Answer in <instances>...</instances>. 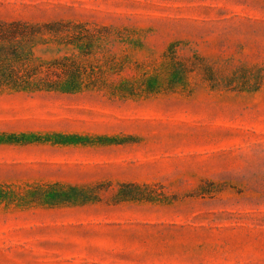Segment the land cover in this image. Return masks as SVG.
Wrapping results in <instances>:
<instances>
[{
  "label": "rangeland",
  "instance_id": "obj_1",
  "mask_svg": "<svg viewBox=\"0 0 264 264\" xmlns=\"http://www.w3.org/2000/svg\"><path fill=\"white\" fill-rule=\"evenodd\" d=\"M12 21L57 87L0 88V221L76 203L111 243L76 264H264V0H0Z\"/></svg>",
  "mask_w": 264,
  "mask_h": 264
},
{
  "label": "crops",
  "instance_id": "obj_2",
  "mask_svg": "<svg viewBox=\"0 0 264 264\" xmlns=\"http://www.w3.org/2000/svg\"><path fill=\"white\" fill-rule=\"evenodd\" d=\"M87 221L76 218V203L32 202L15 218L0 221V264H76V257L98 260L110 238L82 230ZM93 253V254H91Z\"/></svg>",
  "mask_w": 264,
  "mask_h": 264
},
{
  "label": "trees",
  "instance_id": "obj_3",
  "mask_svg": "<svg viewBox=\"0 0 264 264\" xmlns=\"http://www.w3.org/2000/svg\"><path fill=\"white\" fill-rule=\"evenodd\" d=\"M35 26L20 21L0 22V88L11 87L17 90L32 88L34 84L37 89H54L55 81H52L50 73L39 77L41 71L30 69L23 71L24 50L19 37L35 34ZM57 87V86H56ZM74 89V84L70 85Z\"/></svg>",
  "mask_w": 264,
  "mask_h": 264
}]
</instances>
